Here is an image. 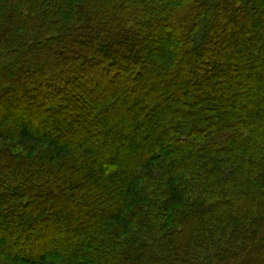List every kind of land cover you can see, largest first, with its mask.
<instances>
[{
  "label": "trees",
  "instance_id": "1",
  "mask_svg": "<svg viewBox=\"0 0 264 264\" xmlns=\"http://www.w3.org/2000/svg\"><path fill=\"white\" fill-rule=\"evenodd\" d=\"M0 264H264V0H0Z\"/></svg>",
  "mask_w": 264,
  "mask_h": 264
}]
</instances>
